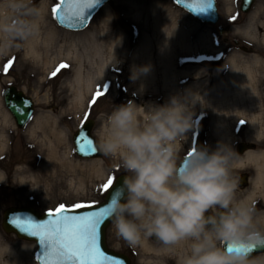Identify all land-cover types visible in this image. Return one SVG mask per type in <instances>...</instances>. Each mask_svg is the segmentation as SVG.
Returning a JSON list of instances; mask_svg holds the SVG:
<instances>
[{
    "label": "rangeland",
    "instance_id": "obj_1",
    "mask_svg": "<svg viewBox=\"0 0 264 264\" xmlns=\"http://www.w3.org/2000/svg\"><path fill=\"white\" fill-rule=\"evenodd\" d=\"M34 2L37 5L43 2L46 6V25L56 27L53 53L60 46H68L66 43L70 41L78 44L79 52L86 61L108 60L113 48H116L120 61L110 65L107 77L80 100L76 92L69 89L80 72L78 64L60 61L46 69L41 57L28 55L26 45L0 58V135L5 136L6 144L5 150L0 149V243L6 248L0 264H39L35 242L21 240L3 229V215L7 209L31 207L45 214L54 212L60 205L71 210L76 204L96 205L103 201L107 193L101 191V186L110 177L116 179L124 175L122 169L104 155L94 160L78 157L73 136L87 119L93 118V134L98 142L102 114L110 112L114 105L129 101L138 105L164 104L170 96L177 94L162 84L160 58L166 47L175 53L178 62L175 71H188V75L178 74L180 86L206 84L204 97H211L215 85L227 80L236 66H253L258 92L245 104L256 116L226 117L221 128L227 129L228 142L237 153L239 144L248 146L245 154L238 153L237 160L250 152L264 155V29L259 27H264V23L254 20L250 24L241 20L230 29L231 14L237 0H217L220 20L216 25L201 22L173 0H112L82 31H70L58 25L52 9L59 0ZM249 28L251 33L246 32ZM178 29L185 30L187 40L195 46V51H185L177 39L171 40V34ZM146 40L150 43L156 79L153 85L137 94L143 78L133 83L130 75L134 65H144L142 43ZM87 41L88 47H82ZM235 41L241 45H235ZM245 46L253 48L252 52H244L242 48ZM43 52L40 51L42 55ZM67 52L65 50L64 54ZM9 64L5 72V66ZM61 64L68 67L60 68ZM94 71L86 65L82 75L87 78ZM53 72L57 74L52 76ZM11 85L32 97L36 104L34 117L22 131L17 128L3 102V91ZM231 98L235 100L234 96ZM194 113L195 127L189 131L188 140L183 144L184 152L189 153L195 143L215 149L220 141L215 132L219 122L213 118V109L208 108L206 103L204 106L197 103ZM7 115L8 123H5ZM39 116L49 118V123L31 134L28 128ZM241 120L245 122L241 123ZM234 175L239 178L237 198L245 201L249 192H256L251 203H255L257 217L264 219V183L259 187L256 185L258 167L249 162L236 164ZM261 227L264 228V224ZM120 243L117 246L111 224L107 230V244L111 250L119 252ZM159 253H162L161 256L148 254L147 264H160L156 261L161 257L162 262L171 260L169 254ZM260 258H264V254L254 260Z\"/></svg>",
    "mask_w": 264,
    "mask_h": 264
},
{
    "label": "clouds",
    "instance_id": "obj_2",
    "mask_svg": "<svg viewBox=\"0 0 264 264\" xmlns=\"http://www.w3.org/2000/svg\"><path fill=\"white\" fill-rule=\"evenodd\" d=\"M45 15L43 2L0 0V58L37 37ZM151 71L134 65L130 80ZM143 91L141 85L137 94ZM197 103L205 105L199 93L186 90L164 104L129 101L102 114L98 149L124 173L108 204L117 246L122 241L136 250L155 239L179 253L177 264H258L240 247H264V219L254 202L236 196L239 154L223 141L215 149L183 150Z\"/></svg>",
    "mask_w": 264,
    "mask_h": 264
},
{
    "label": "bare ground",
    "instance_id": "obj_3",
    "mask_svg": "<svg viewBox=\"0 0 264 264\" xmlns=\"http://www.w3.org/2000/svg\"><path fill=\"white\" fill-rule=\"evenodd\" d=\"M46 8V6H45ZM45 27V29H44ZM44 29V30H43ZM56 27L54 25H46L45 18L43 23L41 24L40 33L37 37L30 40L27 46V53L37 55L39 58L41 57V63L43 67L49 69L51 66L56 63L69 62L76 63L80 67V72L77 74L76 80L74 84H71L69 89H72L77 94L78 99H84L95 87L96 84L103 81L110 70L112 64L120 61L118 58V52L116 48H113L111 51L110 58L107 59H98V60H88L86 61L81 56L79 52L78 44L70 43L68 41V46H60L58 50L53 53L52 45L55 40L54 31ZM251 28L247 29V33H251ZM252 36V34H251ZM171 40L177 39L182 48L185 51H195V46L192 43H189L187 40V33L185 30L178 29L175 33H172L170 36ZM143 44V62L144 65H151L152 71L147 76H142L143 81L142 85L144 88L153 85L155 83V68L153 63L152 54H150V43L146 40ZM89 45V41L87 44L82 47L86 48ZM194 46V47H193ZM43 50L44 54L42 55L40 51ZM68 51L67 54H64V51ZM163 54L160 58V65L162 67L163 74V86L174 93H184L186 90H191L193 92L199 93V95L203 98L208 108L213 109L214 116L213 118L219 122V126L216 127V134L218 135L219 141H223L229 143V138L227 136L226 131L221 127L223 124L225 125V118H233L237 115L243 117H255L256 114L252 113L249 110V107L245 104L248 99L255 98V94L258 92V87L256 86L255 76L256 70L253 69L251 65L244 66H236V68L232 71L229 78L223 82L215 85V88L212 89L213 95L211 97H204L206 94V84L197 83L191 84L186 87H181L178 83L177 76L178 74L188 75V71H183L181 73H177L175 71L178 62L175 59V53L170 47H166ZM54 54V56H52ZM86 65L95 69L93 75L87 76L84 78L82 75V70ZM76 87V88H75ZM231 96L235 97V100L231 98ZM157 104V103H155ZM5 123H8V115L5 116ZM49 123V118L37 117L33 120L30 127L28 128L31 134H34L35 130H39L44 126V124ZM256 126V125H253ZM224 127V126H223ZM3 138V139H2ZM5 136L1 133L0 135V149L5 150L6 144L4 143ZM2 139V140H1ZM246 162L253 163L258 167V179L256 185L259 187L264 183V155L256 154V153H247L243 158H239L237 160V164L243 165ZM1 177V174H0ZM257 195L256 192H249L247 199L245 200L248 203H251ZM148 251H155L153 246H149V242L147 241L145 245ZM6 252V248L0 243V261L2 260V255ZM258 264H264V258H260L256 260ZM1 263V262H0ZM7 264V263H2Z\"/></svg>",
    "mask_w": 264,
    "mask_h": 264
},
{
    "label": "snow or ice",
    "instance_id": "obj_4",
    "mask_svg": "<svg viewBox=\"0 0 264 264\" xmlns=\"http://www.w3.org/2000/svg\"><path fill=\"white\" fill-rule=\"evenodd\" d=\"M97 0H59L53 7L54 17L61 23L64 21L80 22L86 16L87 10L95 6ZM200 12L213 9V0H201ZM72 24H69L71 27ZM10 64L5 66V72ZM68 65L61 64L60 68ZM59 71V68L57 69ZM57 72L51 75L55 76ZM105 91L107 90L104 85ZM102 93H97L101 95ZM245 121L241 120V123ZM86 139V138H85ZM79 144V141H78ZM81 151L87 149L96 152L92 140L86 139V143L79 144ZM115 177H110L107 183L101 186V191L106 192L113 185ZM111 200V194L109 195ZM75 209L92 208L94 204H76ZM109 217L108 205L100 206L97 210L83 213H74L71 209L60 205L54 212L47 214V219L37 222L32 219L17 220L14 223L21 225L25 231L39 238L44 246L42 255L37 259L44 260V264H104L112 258L107 256L99 246V235L101 226ZM233 245H228V250H234ZM245 251L254 249V245L240 246Z\"/></svg>",
    "mask_w": 264,
    "mask_h": 264
},
{
    "label": "water",
    "instance_id": "obj_5",
    "mask_svg": "<svg viewBox=\"0 0 264 264\" xmlns=\"http://www.w3.org/2000/svg\"><path fill=\"white\" fill-rule=\"evenodd\" d=\"M112 0H97V3L94 7L87 10L86 16L80 22H71L64 21L63 23L59 22L56 18L58 25L66 30L70 31H82L88 27L91 20L95 17V15L108 3ZM175 4L179 7L183 8L187 12H190L191 15L199 19L201 22L206 24L216 25L219 22V12L217 1L213 0V9L206 10L204 12H200V8L203 6L201 0H173ZM253 0H244L243 6L241 7L244 11L247 10V5L252 3ZM72 24L69 27V24ZM224 30L221 29V33ZM235 44L239 46L241 43L235 41ZM244 52H251L252 49H248L246 46L242 48ZM3 102L6 108L11 112V115L14 118V122L18 129L22 131L27 124L32 120L35 112H36V104L32 97L26 95L23 91L19 90L16 86H8L5 91H3ZM95 121L92 119H87L83 125L75 132L73 136V144L74 150L78 157L87 160L100 159L102 157V153L98 149V142L96 138H94V127ZM92 140L94 146L97 148L96 152H89L87 149L81 151L79 148V144L86 143V139ZM79 141V144H78ZM245 150H247V146L245 144H240L237 147V151L239 154H244ZM124 179V175H120L116 177L113 185L108 189L104 199L99 204L94 205L92 208H83V209H75L72 210L74 213H83L87 211L97 210L100 206L108 205L110 202L109 195L111 197L120 189V185L122 184ZM47 214H40L37 210L31 207H23V208H9L5 211L3 215V229L5 232L9 234H14L21 240L35 242L38 247L37 256L42 255L44 251V246L39 242V238L31 235L30 232L25 231L21 225L14 223L17 220H28L32 219L37 222H41L47 219ZM111 220L108 219L104 225L101 226L100 235H99V246L101 250L109 257L111 260L105 261L104 264H131V259L128 256L118 253L114 250H111L107 244V230L111 225ZM228 243L226 242V247H228ZM251 253V257L254 258L257 255L264 254V247L257 248L255 250L249 251ZM39 264H44V260L37 259Z\"/></svg>",
    "mask_w": 264,
    "mask_h": 264
},
{
    "label": "flooded vegetation",
    "instance_id": "obj_6",
    "mask_svg": "<svg viewBox=\"0 0 264 264\" xmlns=\"http://www.w3.org/2000/svg\"><path fill=\"white\" fill-rule=\"evenodd\" d=\"M244 0H237L236 6L233 8L234 11L231 14V22H230V29L235 27L237 21L244 20V22L252 23L254 20H256L258 23H264V0H253L252 3L250 2L249 5H247V10L244 11L241 7L243 6ZM260 28L264 29L261 25ZM252 32V30H251ZM199 146L197 143L194 144V147ZM193 147V148H194ZM149 246H153L155 251H148L146 246H143L142 248H137L136 250H133L129 247H127L122 241L120 243L119 253H122L124 255H127L131 259L132 264H147V255H160L163 251V254H169L170 259L163 261L162 257L156 261L160 264H177L176 257L179 255L178 252L170 251L164 249L158 241L155 239H151L148 241ZM260 256V255H259ZM258 257V256H256ZM254 257L253 259H255ZM152 262V261H151Z\"/></svg>",
    "mask_w": 264,
    "mask_h": 264
}]
</instances>
